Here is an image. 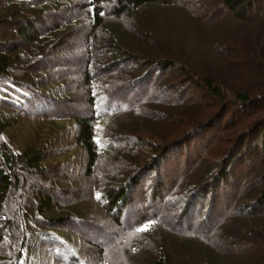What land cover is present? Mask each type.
<instances>
[{"label":"rangeland","instance_id":"374dc122","mask_svg":"<svg viewBox=\"0 0 264 264\" xmlns=\"http://www.w3.org/2000/svg\"><path fill=\"white\" fill-rule=\"evenodd\" d=\"M86 3L68 0L64 8L55 10L65 11L61 17L71 22L65 25V43L56 54L58 67L50 69L54 78L65 77L68 114L85 113L88 106L83 81L77 78L82 74L85 36L93 26ZM98 4L105 11L88 37L93 53L100 56L97 60L108 58L111 40L121 42L133 55V60L110 73L112 90L122 96L127 76L142 77L120 98L128 99L124 103L128 105L109 117L105 135L114 139L113 134L120 132L118 139L126 141L139 133L169 150L161 163L164 197L151 210L158 215L157 222L145 230L139 227L142 205H152L151 192L157 185L153 173L131 192L130 204L142 205H131L116 224L102 203L95 201L93 178L84 169L85 152L67 147L74 136L56 135V124L40 125L38 118L27 115L9 127L4 138L13 150L47 139V151L55 154L43 164L55 168L49 174L18 168L22 190L34 195V185L51 187L54 204L42 215L67 213L75 218L74 224L61 225V232L76 242L83 264H149L159 257L168 264H264V142L256 131L264 120V72L247 61L257 52L263 55L264 46L252 41L255 32L264 35V0H252L249 5L240 1L230 5L224 0H158L120 13L115 12L113 1ZM5 29L0 26V39L8 37ZM148 57L172 64L158 70ZM206 75L219 84V96L202 84ZM244 87L250 90V104H241L236 95ZM70 123L67 126L73 128ZM117 145V149L125 148L123 142ZM244 147L249 153L239 156ZM149 149L146 145L140 150L148 153ZM221 171L226 173L223 178L218 177ZM196 187L204 193L186 207V196ZM11 194L19 198L17 190L6 199L10 217L17 209ZM22 230L17 237L21 238ZM2 242L0 251L5 252L7 237ZM35 254L38 264L70 263L66 259L70 253L60 260L46 246L40 251L36 246Z\"/></svg>","mask_w":264,"mask_h":264},{"label":"trees","instance_id":"16d2710c","mask_svg":"<svg viewBox=\"0 0 264 264\" xmlns=\"http://www.w3.org/2000/svg\"><path fill=\"white\" fill-rule=\"evenodd\" d=\"M67 1L0 0V26L6 28L5 32L8 35L7 38L0 39V240L6 237L8 240V250L0 251V264H38L36 254L35 256L32 255L36 246L39 251L43 246H46L47 249L50 248L60 260L65 258V254L70 253L66 257L67 260H70L69 264H83L79 260L78 251L75 249L76 242L61 232V225L66 228L68 224L70 226L71 223H75V218L67 213L50 217L42 215L44 209L54 204L53 194L50 192L51 187L34 185L33 190L36 197L22 190V180L18 168L21 170L33 168L47 174L55 168V166L43 164V160L49 155L55 154L54 151H47L45 145L48 142L47 139L46 142L45 140L41 141L38 145L28 143L24 147L13 150L4 138L3 135L8 128L15 127L19 123L18 119L22 116L27 115L30 119L36 117L40 121V125L56 124L57 128L54 131L56 135L62 134L69 138L74 136L71 146L67 147L73 149L78 147L85 152L84 169L85 173L93 178L91 187L95 201L98 200L102 203L116 224L120 222L119 216L123 214V211L125 213L131 205L135 207L142 205L139 203L130 204L133 198L131 192L147 175L153 173L157 185L151 187L153 191L150 197L152 205H147V207L146 204L142 205L144 217L139 224L141 229L145 230L153 222H157L158 215H153L151 210H155L154 207H157L161 196L164 197L166 183H164L165 176L162 172L161 163L165 160L166 154L169 153L167 145L148 141L143 134L139 133L130 135L126 141L118 139L121 136L119 135L120 132L113 134L114 139L105 135L109 117L117 108L128 105H124V103H128V99L120 98L132 91L133 85L141 82L142 78L127 76L122 84L124 94L116 96L117 93L112 90V77L110 75L114 74L112 72L118 71L121 63L133 60L131 58L133 55L128 50L123 49L121 42L114 40L109 43L108 58H103L102 62L97 60L100 56L93 53L94 46L92 47L89 38L94 33V26L101 22L105 11L104 6L98 3L105 2V0H86L93 26L90 28V34L85 36L87 43L84 45L85 55L82 60V74L77 78L79 81L80 79L83 81L81 87L85 90L87 109H85V113L80 114H68L65 110V102L69 92L67 82L64 80L65 77L59 78V75L54 78L50 69L58 67V63L55 61L59 60V56L56 54L65 43V35H63L67 33L64 30L65 25L71 23L68 18H64L66 16L61 17V14L65 15V11L58 13L55 10L60 7L64 8ZM106 1H113L115 12L120 13L130 7L140 6L144 2L158 0ZM224 1L230 5H234L235 1L244 2L247 5L252 2V0ZM241 8L247 9L244 6ZM233 10L237 13L240 12L238 9ZM259 27L258 29H260ZM255 33L256 37L252 42H259L262 44L261 46H264L263 33ZM255 56L253 58L248 57L247 61L261 66L264 72V50L263 55L257 52ZM137 60L141 66V62H143L141 57H138ZM147 60H151L152 63L154 59L148 57ZM153 62L157 66L155 69L158 70L172 64L170 61L166 65V61L163 59H156ZM150 74L152 75L153 72ZM202 80V84L208 91L214 95H220V86L215 83L211 75L204 76ZM249 93L250 90L246 87L239 89L236 95L241 104L252 102V99L248 97ZM69 123L73 128L67 126ZM144 123H147V120ZM260 123L261 126L259 125V129L256 131L261 132L262 142H264V120L262 119ZM117 142L125 143V148L121 149L122 146H120L117 149ZM146 145L150 148L149 152L143 153L140 149ZM243 150L238 152L239 156L245 151L249 153L246 147ZM64 151L65 149L61 150L60 153H64ZM139 162L140 166L135 167ZM225 174L221 171L218 177L223 178ZM200 189L196 187L190 193L191 195L186 196V207L189 206L190 202H194L197 196L203 195L205 186L202 191ZM17 190L19 194L17 200L14 194H11L14 203L17 204V209L12 212L10 217L6 211L5 202L9 194ZM262 195H264V190ZM51 226L54 228L50 229ZM20 229H23L19 233L21 238L16 235ZM39 235L43 236L44 239L38 240V242L37 237ZM2 246H4L3 242L0 243V250ZM149 264L168 263L159 257L151 260Z\"/></svg>","mask_w":264,"mask_h":264}]
</instances>
